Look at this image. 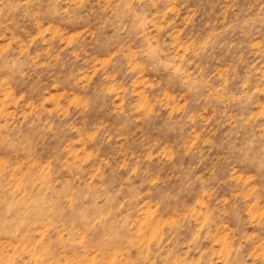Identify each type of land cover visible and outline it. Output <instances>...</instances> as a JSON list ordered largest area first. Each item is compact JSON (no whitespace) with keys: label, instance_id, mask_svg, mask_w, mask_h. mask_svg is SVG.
Masks as SVG:
<instances>
[{"label":"rangeland","instance_id":"rangeland-1","mask_svg":"<svg viewBox=\"0 0 264 264\" xmlns=\"http://www.w3.org/2000/svg\"><path fill=\"white\" fill-rule=\"evenodd\" d=\"M0 264H264V0H0Z\"/></svg>","mask_w":264,"mask_h":264}]
</instances>
